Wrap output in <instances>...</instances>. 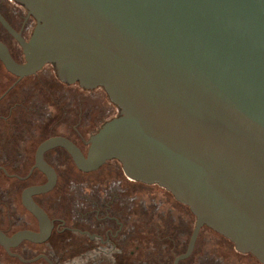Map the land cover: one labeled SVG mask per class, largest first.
<instances>
[{"label":"water","instance_id":"obj_1","mask_svg":"<svg viewBox=\"0 0 264 264\" xmlns=\"http://www.w3.org/2000/svg\"><path fill=\"white\" fill-rule=\"evenodd\" d=\"M14 1L36 25L28 41L9 29L24 63L0 44L7 71L53 65L61 82L100 88L118 109L86 155L61 138L45 142L37 166L51 181L30 193L55 177L42 162L48 147L65 148L81 171L115 160L194 216L176 205L191 236L174 264L196 240L226 264H264V0Z\"/></svg>","mask_w":264,"mask_h":264},{"label":"flooded vegetation","instance_id":"obj_2","mask_svg":"<svg viewBox=\"0 0 264 264\" xmlns=\"http://www.w3.org/2000/svg\"><path fill=\"white\" fill-rule=\"evenodd\" d=\"M35 25L21 4L0 0V44L18 64L24 63L23 51L10 30L28 41ZM70 88L102 90L63 83L48 64L20 77L0 60V264H174L188 247H181L183 221L175 212L176 205L186 206L157 185L128 178L115 160L81 171L65 148L48 147L42 162L55 177L49 189L30 193L51 181L37 166L45 142L61 138L86 155L90 137L118 115L108 101L112 114L91 117L81 100L62 93ZM91 122L98 126L86 134ZM156 189L160 197L151 192ZM29 202L44 214L42 222ZM196 245L177 264H225L207 253L197 255Z\"/></svg>","mask_w":264,"mask_h":264},{"label":"rangeland","instance_id":"obj_3","mask_svg":"<svg viewBox=\"0 0 264 264\" xmlns=\"http://www.w3.org/2000/svg\"><path fill=\"white\" fill-rule=\"evenodd\" d=\"M62 93H66V94H68L69 97H72L74 99L81 100L85 104L87 109H89V113H90L91 117L97 116V119L98 118L105 119L106 115L113 113V110L110 108L107 97L102 90H94L92 92H87V91L86 92H78V91H76V88H70V89H64ZM99 109H101V114L98 116ZM93 123L94 122H91V124L88 125V127L86 129V134L92 133L95 130V128L98 126L97 123H95V124H93ZM108 170H109L108 167H104L102 169L101 173L105 174ZM190 236L191 235H189L186 231H184L181 234V239H180L181 240V247L186 248ZM196 242H197L196 246L198 247L197 255H199L200 253H207L210 256L212 255L214 258H219L214 253H212L210 250H208L205 246H203L200 242H198L197 240H196Z\"/></svg>","mask_w":264,"mask_h":264},{"label":"trees","instance_id":"obj_4","mask_svg":"<svg viewBox=\"0 0 264 264\" xmlns=\"http://www.w3.org/2000/svg\"><path fill=\"white\" fill-rule=\"evenodd\" d=\"M203 228L208 229V228H206V227H203ZM203 228H202V229H203ZM208 230H210V229H208ZM210 231H211V230H210ZM212 232H213V231H212ZM214 233H215V232H214Z\"/></svg>","mask_w":264,"mask_h":264}]
</instances>
